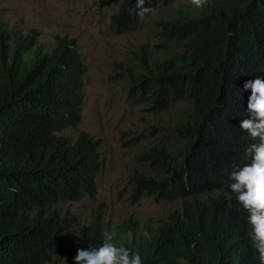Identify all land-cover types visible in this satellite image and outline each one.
I'll use <instances>...</instances> for the list:
<instances>
[{
  "label": "trees",
  "instance_id": "obj_1",
  "mask_svg": "<svg viewBox=\"0 0 264 264\" xmlns=\"http://www.w3.org/2000/svg\"><path fill=\"white\" fill-rule=\"evenodd\" d=\"M117 34L134 32L158 10L184 0H145L154 9L137 15L136 0H114ZM194 4V3H193ZM180 7L158 26L183 44L177 54L152 56L148 45L133 52L128 96L153 113L187 102L190 113L174 131L185 147L172 159L166 147L143 162L165 178L134 175L132 199L179 201L155 226L128 221L118 233L101 214L82 226L58 206L93 197L101 170L100 142L68 132L82 121L85 64L75 40L57 36L49 48L40 33L0 24V264H52L77 250L99 247L104 233L117 246L139 253L143 264H259L248 239L247 212L228 184L233 163L244 158L249 138L250 90L244 83L264 75V0H207Z\"/></svg>",
  "mask_w": 264,
  "mask_h": 264
},
{
  "label": "rangeland",
  "instance_id": "obj_2",
  "mask_svg": "<svg viewBox=\"0 0 264 264\" xmlns=\"http://www.w3.org/2000/svg\"><path fill=\"white\" fill-rule=\"evenodd\" d=\"M193 3L184 0L158 10L140 29L120 35L111 28L118 7L114 0H0V24L22 34L36 30L40 43L49 48L57 36H67L80 49L86 68L82 121L68 134L76 137L85 132L100 142L101 170L93 197L61 204L58 209L76 217L82 226L100 213L104 228L113 234L128 221L146 228L181 206L176 200L155 198L135 202L130 185L134 175L165 178L162 171L142 159L151 149L161 147H166L174 160L181 155L185 141L174 129L190 113L189 104H171L166 111L153 113L148 104L129 98L128 87L135 69L132 53L141 46L148 45L153 57L182 51L183 44L162 36L158 22L174 16L182 5ZM65 263V257L59 256L52 264Z\"/></svg>",
  "mask_w": 264,
  "mask_h": 264
},
{
  "label": "clouds",
  "instance_id": "obj_3",
  "mask_svg": "<svg viewBox=\"0 0 264 264\" xmlns=\"http://www.w3.org/2000/svg\"><path fill=\"white\" fill-rule=\"evenodd\" d=\"M199 8L207 0H193ZM145 0H136L137 15L141 18L154 11L144 7ZM251 92L244 111L247 119H241L239 128L247 133L249 143L244 148V158L250 162L233 163L228 187L236 195L238 203L247 212L248 239L259 264H264V75H257L244 83L243 91ZM66 259V258H65ZM74 264H143L139 253H132L113 242V236L104 233V242L99 247L77 250Z\"/></svg>",
  "mask_w": 264,
  "mask_h": 264
}]
</instances>
